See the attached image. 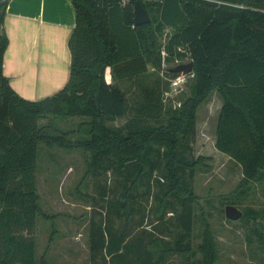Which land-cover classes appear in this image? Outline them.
I'll return each instance as SVG.
<instances>
[{
    "label": "trees",
    "instance_id": "trees-1",
    "mask_svg": "<svg viewBox=\"0 0 264 264\" xmlns=\"http://www.w3.org/2000/svg\"><path fill=\"white\" fill-rule=\"evenodd\" d=\"M69 2L74 23L66 42V81L48 96L27 100L10 88L1 73L7 38L2 27L6 0H0V264H55L42 256L35 258L34 218L44 214L35 190L37 145L73 144L66 143L62 133L51 134L55 128L49 122L39 123L47 116L88 118L87 138L74 143L89 150L86 172L96 176L111 170L120 189L111 192L106 216L112 211L117 217L131 218L137 210L141 226L144 204L137 207L136 198L142 196L154 202L155 223L166 213L171 215L165 220L170 239L129 237L123 228H113L108 217L102 223L90 219L88 259L163 264L168 253L190 252L195 202L190 182L208 157H193L188 143L196 107L210 92L220 99L215 149L238 165L241 186L264 185V0H139L149 17L142 25H133V0ZM162 27L168 29L162 45L164 58L180 59L185 53L192 64L189 95L178 108L163 109L156 81L130 106L114 81L158 66L154 32ZM106 69L110 82L104 78ZM127 110L132 115L121 125H107ZM99 195L103 198L105 191ZM256 216L251 209L239 219ZM201 248L203 256L197 264H213L211 249Z\"/></svg>",
    "mask_w": 264,
    "mask_h": 264
},
{
    "label": "rangeland",
    "instance_id": "rangeland-1",
    "mask_svg": "<svg viewBox=\"0 0 264 264\" xmlns=\"http://www.w3.org/2000/svg\"><path fill=\"white\" fill-rule=\"evenodd\" d=\"M151 18L154 22V15ZM167 32L166 27H162L159 33L154 32L159 54L157 67L150 65L145 74L114 81L123 90L130 106L135 101L139 102L142 90L150 89L156 81L159 83V98L163 109L178 108L189 95L191 72L185 75L176 73L177 76L171 78L164 73L178 64L189 62L185 53L180 59L164 58L162 45ZM105 79L111 81L108 70ZM219 107L220 99L214 91L196 107L194 133L188 145L193 157L208 158L204 160V166L195 169L190 182L195 195L189 236L190 252L168 253L163 264H185L186 258L187 264H197L203 256L202 245L211 249L213 264H264V185L259 182L241 186L238 165L215 150L213 135ZM131 115L132 111L127 110L122 117L115 118L107 125H121ZM48 122L55 128L51 134L62 133L69 145L87 138V117L47 116L39 119L40 124L46 125ZM73 145H37L35 190L40 209L47 217L43 214L34 218L32 236L36 260L44 254L46 261L55 264H107L100 258L93 261L88 259L86 242L90 219L102 223L108 217L113 228H123L129 237L142 235L144 238H151L163 235L166 239L171 238L165 228V220L171 215L166 213L162 221L155 223V205L150 198L147 201L144 196L136 198L137 207L140 202L141 205L144 204L141 226L137 225V210L133 211L131 218L124 214L117 217L112 211L106 216L107 202L114 195L111 192L120 190L116 187L117 176L111 170L100 172L96 176L89 175L86 172L89 150ZM244 187H247L246 190L240 192ZM101 190L105 191L103 198L99 195ZM226 205L237 208L241 213L254 209L257 216L253 219H226L223 214ZM153 225H156L155 230ZM147 248L154 249L149 245Z\"/></svg>",
    "mask_w": 264,
    "mask_h": 264
},
{
    "label": "crops",
    "instance_id": "crops-1",
    "mask_svg": "<svg viewBox=\"0 0 264 264\" xmlns=\"http://www.w3.org/2000/svg\"><path fill=\"white\" fill-rule=\"evenodd\" d=\"M73 23L69 0H6L2 27L7 45L1 73L19 97L37 100L64 84L69 64L66 42ZM214 139L213 135V143Z\"/></svg>",
    "mask_w": 264,
    "mask_h": 264
},
{
    "label": "water",
    "instance_id": "water-1",
    "mask_svg": "<svg viewBox=\"0 0 264 264\" xmlns=\"http://www.w3.org/2000/svg\"><path fill=\"white\" fill-rule=\"evenodd\" d=\"M132 13H133L132 16L133 25H142L149 22V17L145 9L139 2V0H133ZM191 70H192V64L190 61L187 63L178 64L175 67L168 69L169 72L179 73L182 75L190 73ZM223 214L224 217L229 220H236L239 219V217L241 216V212L237 208L231 205L224 206Z\"/></svg>",
    "mask_w": 264,
    "mask_h": 264
}]
</instances>
